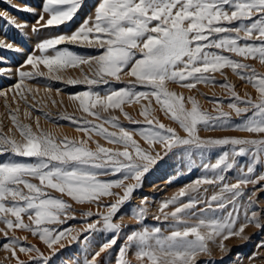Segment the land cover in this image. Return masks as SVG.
<instances>
[{
  "label": "snow or ice",
  "instance_id": "snow-or-ice-1",
  "mask_svg": "<svg viewBox=\"0 0 264 264\" xmlns=\"http://www.w3.org/2000/svg\"><path fill=\"white\" fill-rule=\"evenodd\" d=\"M7 2L17 11L38 17L32 26L34 33L72 21L83 6V0H43L38 8ZM0 17L21 33L28 27L27 22L18 23L7 11L0 12ZM65 44L96 49L99 54H82L57 47ZM37 48L41 54L28 55L21 65V68L31 66L32 71L17 69V83L0 90V97L5 98V106L9 108V119L20 136L17 139L12 129L5 133L0 121V155L31 160L10 159L0 163V223L5 225L0 228L4 238L0 250L10 254L5 260H15L16 264H49L51 256L65 247L62 241H79L81 233L73 235L74 229L70 227H50L76 219L72 204L53 196L51 190L76 204L94 203L97 208L106 209L95 214L82 213L85 220L93 215L99 217L82 229L88 233L84 236L85 243L93 232L115 233L91 260L84 262L98 264L97 258L117 243L122 225L114 223V217L132 199L134 191L142 187L145 174L177 149L189 158L199 155L203 175L161 203L159 215L153 219L165 222V228L144 225L148 197L132 209L140 227L127 236L117 264H131L126 257L133 247L137 264H198L201 255L211 256L210 244L219 241L221 251H227L224 241L232 237L247 239L243 234L249 224L264 228L256 211L250 216L245 212L244 223L237 227L239 202L247 197L248 204L254 207L257 191L264 190L255 189L250 194L246 191L248 185L255 188L264 181V173L256 175V166L264 162V73L244 62L251 59L264 65V0H99L94 16L85 19L76 31L47 38ZM0 49L22 51L5 39H0ZM49 50L53 54H47ZM3 62L0 57V63ZM41 65L46 72L40 70ZM84 66L90 75L83 71ZM68 69H80L81 76L65 77ZM225 69L250 84L257 92L255 99L247 92L241 97L235 85L228 81ZM10 72L11 69L0 68V75ZM217 73L224 77L219 86L227 90L230 112L223 110L224 99L212 98L210 102L214 107L209 112L202 109L194 96L185 97L168 86L177 84L190 92L200 84L215 87ZM38 77L66 85L87 86V90L68 97L82 115L64 113L58 117L76 125L75 130L83 133L80 139L66 134L57 136L42 129L39 116L35 118L34 131L31 124L20 120L19 106L12 109L8 105V93L12 92L14 102L19 96L28 106L24 111L25 119H32L33 111H40L45 119H51L50 113L42 111L46 106L43 98L36 99L40 89L33 91L24 83ZM124 77L129 78L126 83ZM113 84H124V87L115 88ZM44 91L51 99L52 88L45 86ZM60 92L56 89L57 95ZM26 93L32 96L34 103H28ZM153 101L179 125L183 136L160 121ZM60 103L62 105L63 101ZM134 104L140 105L138 115L142 119H135L125 111V105ZM117 110L130 124L140 127L126 128L114 114ZM232 113L241 118L239 123L233 122ZM105 125L117 131H109ZM201 130H237L260 138H202ZM94 135L120 147H104L93 140ZM135 136H139L148 149L143 148ZM89 141L95 148L89 146ZM157 146L162 152L156 151ZM214 149L226 150L214 163L210 157L209 162H204V157ZM245 156L250 158L246 171L245 166L238 167L236 159ZM233 169L237 170L236 182L229 184L226 174ZM117 174L120 178L115 180L100 179ZM128 180L134 183H126ZM204 185H218L220 190L209 197L207 188L201 191ZM114 189L122 190V195ZM112 197L115 199L109 203H101L103 198ZM229 206L231 211L225 212ZM16 230L37 237L51 250L50 254L46 256L35 244L24 243L27 237L16 236ZM17 250L28 260H21ZM255 255L250 260H254Z\"/></svg>",
  "mask_w": 264,
  "mask_h": 264
},
{
  "label": "rangeland",
  "instance_id": "rangeland-1",
  "mask_svg": "<svg viewBox=\"0 0 264 264\" xmlns=\"http://www.w3.org/2000/svg\"><path fill=\"white\" fill-rule=\"evenodd\" d=\"M43 0H11L12 4H16L19 7H23L25 4H28L32 7H39L42 5ZM99 3V0H83V6L78 10L77 14L73 18L72 21L66 22L64 25L53 26L49 28L42 29L39 32H33L32 26L35 25L37 16L31 15L29 13H25L22 11H17L16 8L10 6L7 0H0V12L7 11L11 16L16 17L18 23L27 22L28 27L24 30V33H21L14 26H10L3 17H0V39H5L9 43H13L16 47L22 49L21 52H15L6 49H0V57L4 59L3 63H0V68H8L11 69V72L8 74L0 75V90H6L11 88L18 81L17 69L31 72V66H25L21 68V65H24L27 56L30 54L40 55V51L37 48V45L43 40L51 37L58 36L60 34H68L70 35L72 32L76 31L79 26L90 16H94L96 5ZM47 19V16H45ZM58 48H68L71 51L82 53V54H91L96 55L99 54L98 50L91 48H83L78 47L72 44L59 45ZM102 51V50H99ZM49 55L53 54L52 50H49ZM227 54V53H225ZM236 59H241L239 57H235ZM246 63L252 64L256 70L260 73H264V65H261L257 60H247L244 61ZM41 71H47L43 67L40 66ZM83 71L90 75L89 69L84 66ZM227 73V79L229 82L235 85L236 91L240 94L241 97H244V94L249 93L254 99L257 96L256 90L250 85L246 84L244 81H241L236 75H234L231 70L225 69ZM65 77H80L81 71L80 69H68L66 73H64ZM9 76L11 78H9ZM125 83L129 79L128 77L123 78ZM215 79L217 84L215 87L209 85L205 86L204 84H200L196 89L191 90V92L187 89L180 87L177 84L170 83L169 89L174 90L177 93H183L185 97L194 96L200 103L202 109L212 112L213 103L210 101L212 98H221L224 99V104L222 105L223 110L230 112L231 110L227 107L228 100L226 99L228 93L226 89H223L219 86L220 83L224 82V77L219 73L215 74ZM25 85L30 87L35 91V89H40L39 94L36 96L37 100H41L43 98V102L46 105L43 107V112H48L51 115V119H45L40 111L32 112V119H25L24 111L28 108V106L24 103V101L20 100L19 96H16V101H13V93L9 92L7 97V103L12 108L15 109L19 106L20 113L19 118L22 122L31 124L33 130L36 129L35 118L37 116L40 117V127L44 130L51 131L57 136L62 134L68 135L70 138L80 139L83 136V133L77 132L75 130L76 125H74L70 120L59 119L58 117L64 113L75 115L77 117L81 116L82 113L77 111V106L72 101L69 100L70 94H76L81 91L87 90L86 85H66L62 81H51L46 78L38 77L36 79H27L25 80ZM45 86H50L52 88L51 99L48 98L49 94L45 93ZM103 87V86H101ZM113 87L120 88L124 87V84H113ZM56 89H60V95L56 94ZM139 90L144 91L146 89L139 88ZM28 95V103L32 104L34 101L32 100V96ZM52 100H55L56 103L53 104ZM60 101H63L61 105ZM142 103H147V101H142ZM153 107L156 109L155 115L160 119L162 123L167 126L175 128L181 136L184 135L183 131L179 128V125L172 121L169 117H167L162 111H160L159 107L153 101ZM140 105H125V111L131 114L135 119H142L138 115ZM115 115L119 116L120 122L128 129H134L140 127V125L130 124L127 120L124 119L123 115L117 110ZM251 113H249L250 115ZM89 119H92L89 117ZM240 117H236L234 113H232V120L234 123L240 122ZM0 121L3 122V131L5 133L9 132V129H12V134L16 136L17 139H20L19 132L13 127L11 120L9 119V108L5 106V98L0 97ZM105 127H109L105 125ZM109 131H117V129H113L109 127ZM200 136L202 138L207 137H224V136H235V137H246V138H260L254 136V134H250L247 132H241L237 130H227V131H200ZM135 138L139 141L141 146L145 149H148V146L144 143V141L139 137L135 136ZM93 140L98 141L102 146L109 148L120 147L118 145L109 144L102 137L93 136ZM89 146L95 148V144L92 141H89ZM226 149H214L209 156L204 157V162H209V157L212 163L218 158V156ZM156 151L162 152V149L157 146ZM10 159L31 162L30 158L23 157H13L10 154L0 155V163L7 162ZM238 167L243 165L245 166L250 162V158L245 157H237ZM191 168V171H189ZM260 173H264V162L258 164L256 166V175ZM203 175V168L201 157L197 154H193L191 158L187 155L181 154L179 149L174 150L172 153H169L167 156H164L163 159L159 160L155 166L151 168V170L145 174L143 177L142 187L138 188L134 191L133 197L129 202H126L125 205L122 206L120 211L117 213L116 217H114V223H120L122 225L121 231L119 233V237L117 238V243L112 246L106 253L101 254V264H117V260L120 255V248L125 245L127 236L134 229H138L140 225L137 223L136 219L132 214V209L137 208L141 205V201L144 197H148V214L145 217L143 223L149 228L153 226H161L162 228L167 227V224L162 221H157L153 219V216L159 215V208L163 201L171 198L174 194H176L181 188L186 185L192 183L197 178ZM227 183L232 184L236 182L237 170L233 169L229 171L227 174ZM120 178L119 174L115 176H101L102 180H115ZM171 179V182L169 180ZM34 183H39L38 180H33ZM126 183H134L132 180L126 181ZM22 187V186H21ZM203 188H207L208 191L206 193L207 196H211L215 193H218L220 190V186L218 185H204ZM264 188V181H261L255 188L252 185H248L246 191L250 194L255 189ZM25 191H27L25 189ZM51 194L56 197L63 198L68 203L72 204L73 209L75 210L76 219L68 220L64 225H51L50 227H58V228H72L74 229L73 235L77 232H80L79 241L69 242L68 240L62 241L65 244L64 248H59L55 255L51 256L49 264H84L85 260H91L92 256L96 251H99V248L103 243L108 242L115 233L113 232H93L91 233L90 240L85 243L84 236L88 235L87 232H82V229L85 228L86 223H91L94 220L99 219L96 215H93L91 218L85 220L82 213L87 211H92L94 214L99 212H105L106 209L103 207L97 208L96 204H84L79 205L75 202L71 201L67 196L61 197L59 193L51 191ZM116 192H120L122 195V190L114 189ZM115 198H103L101 201L102 204L109 203ZM257 201L256 205L250 206L247 201V197L242 199L239 202V224L244 223V214L250 216L252 211H256L261 216V223L264 224V190L257 191L256 196L253 198ZM169 211L171 208L168 209ZM231 211V206H229L225 212ZM25 223H28L27 216L24 217ZM5 225L0 223V228H4ZM16 236L18 237H27L26 241H23L26 244H35L44 255H49L51 250H49L46 245H44L37 237L33 236L30 233L25 231L16 230ZM167 234V232L165 233ZM11 235V233H10ZM247 237V239H240L236 237H232L227 241H224L226 245L227 251H221L217 241L216 244H210L209 247L211 249V256L201 255L198 258V264H264V247H258L261 244H264V228H257L253 224H249L245 229L243 234ZM4 241L2 234H0V243ZM58 247V246H54ZM135 251L136 249L133 247L127 252V259L131 261V264H137L135 259ZM254 254L255 259L250 260ZM17 255L21 260H28V257L20 253L17 250ZM6 256H10L9 253L0 250V264H16L15 260L8 259L5 260Z\"/></svg>",
  "mask_w": 264,
  "mask_h": 264
},
{
  "label": "bare ground",
  "instance_id": "bare-ground-1",
  "mask_svg": "<svg viewBox=\"0 0 264 264\" xmlns=\"http://www.w3.org/2000/svg\"><path fill=\"white\" fill-rule=\"evenodd\" d=\"M101 257H102V256H100V257L97 258V260H98V264H101Z\"/></svg>",
  "mask_w": 264,
  "mask_h": 264
}]
</instances>
